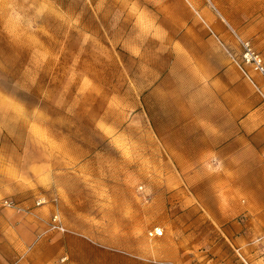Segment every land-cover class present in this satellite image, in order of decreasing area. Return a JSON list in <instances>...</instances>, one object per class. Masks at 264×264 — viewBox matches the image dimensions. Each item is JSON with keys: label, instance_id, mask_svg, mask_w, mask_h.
Here are the masks:
<instances>
[{"label": "rangeland", "instance_id": "rangeland-1", "mask_svg": "<svg viewBox=\"0 0 264 264\" xmlns=\"http://www.w3.org/2000/svg\"><path fill=\"white\" fill-rule=\"evenodd\" d=\"M192 20L221 22L264 52V0H0L1 204L33 200L16 210L45 211L36 217L44 240L93 242L96 257L108 249L126 264H202L233 249L211 228L246 217L219 225L226 218L207 215L214 202L166 191L171 171L145 151L156 113L139 90ZM55 214L66 232L51 229ZM155 227L163 235L150 236Z\"/></svg>", "mask_w": 264, "mask_h": 264}, {"label": "crops", "instance_id": "crops-1", "mask_svg": "<svg viewBox=\"0 0 264 264\" xmlns=\"http://www.w3.org/2000/svg\"><path fill=\"white\" fill-rule=\"evenodd\" d=\"M206 25L188 23L165 70L139 90L141 105L156 113L145 151L157 169L171 171L166 191L178 186L190 200L214 202L217 209L207 205V215L226 218L219 225L246 217L236 228H211L233 249L217 251L202 264H264V225H251L255 219L264 224V99L233 60L240 50L234 34L218 21L215 29ZM250 72L264 90L262 77ZM14 184L9 188H28ZM7 192L8 183L0 180V264H59L64 256L66 264H126L108 249L96 257L93 242L44 240L36 217L45 211L16 210L33 200H15L16 207L2 205ZM225 239L219 240L223 246ZM215 245L218 248L219 242Z\"/></svg>", "mask_w": 264, "mask_h": 264}, {"label": "built area", "instance_id": "built-area-1", "mask_svg": "<svg viewBox=\"0 0 264 264\" xmlns=\"http://www.w3.org/2000/svg\"><path fill=\"white\" fill-rule=\"evenodd\" d=\"M234 36L237 40V43L239 45V54L233 55V60L236 62L242 73L246 78H248L250 81H252L260 95L264 99V90L262 87L253 79L251 75V71H255L258 73L264 82V52L259 51L252 41L248 38L243 37L242 35L238 34L237 32L234 31ZM46 202L45 197H40L37 200V205L44 204ZM3 204L8 207H16L17 204L10 199H6L3 201ZM52 230H58L61 232H66L67 228L63 224L61 217L59 214H55L52 218L51 222ZM164 230L161 229L160 227H155L151 231H149V235L152 237L155 236H161L163 235ZM68 261V257L64 256L60 259L59 264H66ZM173 264V263H171Z\"/></svg>", "mask_w": 264, "mask_h": 264}]
</instances>
